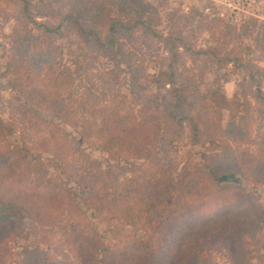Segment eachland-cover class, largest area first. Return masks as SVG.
Instances as JSON below:
<instances>
[{
  "label": "trees",
  "instance_id": "obj_1",
  "mask_svg": "<svg viewBox=\"0 0 264 264\" xmlns=\"http://www.w3.org/2000/svg\"><path fill=\"white\" fill-rule=\"evenodd\" d=\"M3 1L18 9L5 34L1 76L20 102L25 98L22 111L33 112V126L42 125L53 145L51 156H35L27 142L13 140L0 114V251L9 235L27 238L41 226L59 229L76 264H215L213 244L230 264L264 256V206L242 185L251 178L264 182V130L255 141L248 128L252 100L264 102V66L246 42L254 38L264 52V21L237 24L192 7L171 11L161 28L154 2ZM206 32L212 40L197 46L196 37ZM67 36L74 37L65 52L69 62L59 43ZM142 36L150 37L148 44ZM154 40L164 50L160 58L150 51ZM188 56L201 61L198 68L245 70L242 91L229 99L216 72L207 82L209 73L188 67ZM98 59L107 63L105 75L88 74ZM257 59L264 61V53ZM37 102L50 107L51 117L39 118L30 108ZM68 126L88 146L124 163L104 166ZM235 138L256 150L233 155ZM183 141L209 144L211 153L202 161L188 155L180 168L171 150ZM93 214L108 226L107 238ZM131 224L140 228L120 229ZM22 255L18 264H44L37 248L26 247Z\"/></svg>",
  "mask_w": 264,
  "mask_h": 264
},
{
  "label": "rangeland",
  "instance_id": "obj_2",
  "mask_svg": "<svg viewBox=\"0 0 264 264\" xmlns=\"http://www.w3.org/2000/svg\"><path fill=\"white\" fill-rule=\"evenodd\" d=\"M137 3H146L154 2L159 5L160 14H161V28H165V23L168 21L169 14L174 9H179L182 12H188L192 7H207V11H217L221 16H224L226 19L230 20L233 23H241L246 19L252 17L257 18L258 22L264 21V0H133ZM210 3V6L207 5ZM9 12L10 17L7 22L4 21V12ZM18 9L17 5H5L3 0H0V114L11 124L13 132V140L16 142H27L35 156L42 155V157L51 156L50 153H47L50 150V146L53 145L51 135L46 131L42 125L33 126L32 114L33 112L22 111V102H25V98L21 99V102L17 99L16 95L12 93L7 87V80L1 76V73L4 71L5 64L8 60L7 50L9 48L8 39H6L5 34H7L11 27L14 25L13 15ZM44 20V19H43ZM220 34V30L217 32ZM223 37V36H218ZM261 37V36H260ZM209 38L212 40V37L206 32L204 35L196 37L197 46H201L205 43V39ZM74 40V37H65L59 40V43L64 46V52L61 53L63 56V61H68V55L65 53L71 41ZM141 41L144 44H148L150 37L142 36ZM249 44L253 46L252 57L254 60L264 66V61H259L260 56H263V51L260 50L259 46L255 44L254 38H249L246 40ZM235 40L232 41L230 46L235 45ZM151 52L155 56L154 58H160L164 56V50L160 46V41L154 40L150 43ZM192 59L188 56V67L194 66L197 70L201 69L202 72L206 71L209 73L207 75V82L211 81L215 76L221 78L224 92L229 99H231L236 93L241 92L240 83L247 80L245 75V70L235 69L233 65H227L220 67L217 65H208L204 68H198L197 64H200L201 61H198L197 64L191 61ZM69 64V63H68ZM157 64V59L152 61L150 66ZM107 63L104 59H98L95 62V67L92 71L88 70V74L99 75L100 72H105ZM151 71H154L152 68ZM44 72V70H42ZM105 75V74H104ZM205 88V87H204ZM260 90L264 95V80L261 83ZM252 100V99H251ZM30 108L39 112V118L41 117H51L52 113L50 107L43 103L37 102V104H32ZM230 117L228 111L223 112V118L226 122ZM38 121V119H37ZM249 134L251 140H258L261 137V134L264 130V102H257L255 99L252 100V106L249 114ZM68 131L72 137H75L87 150V153L95 159L101 161L104 166H107L109 169L112 167L118 168L121 163H124L118 159L111 158L107 153L102 150L94 149L90 147L83 141L79 135L78 130L68 126ZM250 143V142H249ZM231 149L233 150V155L245 150L248 152V149L256 150L255 145H247L246 143H241L238 139H232L230 142ZM211 153V148L209 144H199L194 147L183 141L178 145H174V148L171 150V158L176 162H179V167L184 164L186 157L190 155L193 159L202 161L208 158ZM66 150H63L61 155L67 157L69 160H73L75 157L65 156ZM75 160H73L74 162ZM75 163V162H74ZM111 167V168H110ZM75 184V183H74ZM242 185L249 191L254 201L262 206H264V182H260L255 179H247L242 181ZM90 214V213H89ZM91 218L99 226L100 231L107 238L109 236L108 226L101 223V219L97 215H91ZM140 228L139 224H131L130 226H120V229L123 232H131L135 229ZM138 234L142 233V230L139 229ZM149 237V233H146ZM261 237L264 239V227L260 233ZM158 240L159 237L156 236ZM26 247L37 248L43 254L44 264H76L77 257L75 250L68 246L61 240V233L57 227H36L27 238H21L18 235H9L6 238L4 246L0 251V264H18L23 261V251ZM210 251L212 252V258L215 264H230L227 258V254L221 249L218 244H213L210 246ZM253 264H264V256L260 259H255Z\"/></svg>",
  "mask_w": 264,
  "mask_h": 264
}]
</instances>
